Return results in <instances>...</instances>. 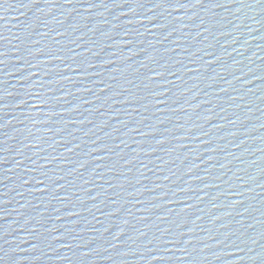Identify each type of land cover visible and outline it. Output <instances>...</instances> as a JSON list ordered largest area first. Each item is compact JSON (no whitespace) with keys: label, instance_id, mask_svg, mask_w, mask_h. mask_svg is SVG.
Returning a JSON list of instances; mask_svg holds the SVG:
<instances>
[{"label":"water","instance_id":"95a60500","mask_svg":"<svg viewBox=\"0 0 264 264\" xmlns=\"http://www.w3.org/2000/svg\"><path fill=\"white\" fill-rule=\"evenodd\" d=\"M0 264H264V0H0Z\"/></svg>","mask_w":264,"mask_h":264},{"label":"snow or ice","instance_id":"6c2138e0","mask_svg":"<svg viewBox=\"0 0 264 264\" xmlns=\"http://www.w3.org/2000/svg\"><path fill=\"white\" fill-rule=\"evenodd\" d=\"M197 2H199V0H197Z\"/></svg>","mask_w":264,"mask_h":264}]
</instances>
